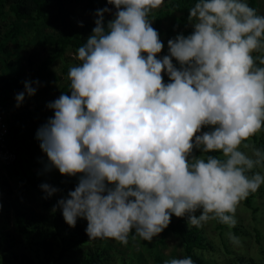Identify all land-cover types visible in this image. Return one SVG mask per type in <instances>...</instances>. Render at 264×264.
I'll return each mask as SVG.
<instances>
[{
  "label": "clouds",
  "instance_id": "9594fccd",
  "mask_svg": "<svg viewBox=\"0 0 264 264\" xmlns=\"http://www.w3.org/2000/svg\"><path fill=\"white\" fill-rule=\"evenodd\" d=\"M163 3L108 0L116 12L106 25L112 9L96 10L80 63L68 72L70 95L46 105L54 115L36 132L44 171L81 174L52 212L61 209L71 227L86 219L90 239L152 241L173 214L197 227L213 219L234 227L238 205L264 185V172L252 171L264 167V148L245 143L264 128V14L247 0H197L193 32L169 39V54L157 58L164 44L148 17ZM23 85L16 107L41 82ZM206 125L213 127L201 133ZM194 147L221 155L193 156ZM40 188L45 198L61 191Z\"/></svg>",
  "mask_w": 264,
  "mask_h": 264
},
{
  "label": "trees",
  "instance_id": "16d2710c",
  "mask_svg": "<svg viewBox=\"0 0 264 264\" xmlns=\"http://www.w3.org/2000/svg\"><path fill=\"white\" fill-rule=\"evenodd\" d=\"M197 0H168L153 16L152 27L157 30L159 37L183 28L185 36L193 32L187 24L189 10ZM105 0H0V61H6L15 46H20L19 40H26L22 23L28 22L33 26L49 25L57 29L55 34H45L38 44L48 49V54L37 59L36 54H28L25 58L28 68V80H39L34 96L26 97L21 106L16 107L15 94L24 90L23 77L12 75L9 71L1 72L0 67V113L4 114L7 125L6 145L15 154L10 165L0 163V264H112L113 254L109 247L99 245L90 239L83 223L77 221L75 227L69 226L56 205L46 197L40 188L42 183H49L59 188L67 195L78 183V177L61 174L57 170L56 177H49L41 169V162L47 161L46 154L40 148V141L36 139L37 129L49 117L54 115L47 104L62 94L70 95V66L67 53L75 56L77 50L86 43L95 27V12L105 7ZM248 4L257 9L255 0H248ZM177 14V16H175ZM105 16V25L109 21ZM8 17L9 22H5ZM82 19V25L79 19ZM165 18L172 22L168 31L162 29ZM255 56L256 53H253ZM62 61V81L52 71L55 62ZM39 63L38 68L33 65ZM177 68L179 62L173 57ZM164 77V76H163ZM164 82L169 78L164 77ZM10 98V99H9ZM39 98L40 101L36 99ZM213 126H203L204 132ZM250 139L256 141L257 135ZM264 148V147H263ZM194 156L221 155L217 152L202 153L201 149L193 148ZM254 172V170H252ZM32 193L42 207L36 212L28 202ZM253 196L250 194L243 200L246 208L255 212ZM225 224L216 220V228L222 230ZM175 236L182 248V257H191L195 264H207L197 253L211 247L202 229L188 224L187 217L171 216L169 226L159 233V243H163L168 236ZM26 252L21 253L20 249ZM160 264L161 259L155 258ZM118 264H132L130 260L120 259ZM230 264H263L252 259L238 257Z\"/></svg>",
  "mask_w": 264,
  "mask_h": 264
},
{
  "label": "rangeland",
  "instance_id": "374dc122",
  "mask_svg": "<svg viewBox=\"0 0 264 264\" xmlns=\"http://www.w3.org/2000/svg\"><path fill=\"white\" fill-rule=\"evenodd\" d=\"M167 1L168 0H164V3L159 8L153 9L149 13L148 18L151 24H153L154 13L161 9ZM255 2L258 14H264V0H255ZM105 3V6L112 9L111 13H106V17L108 20H112L115 18L114 14L116 12V8L114 5L108 4V0H105ZM175 16H177V14H175ZM7 18L8 17L5 18L6 23L9 22V19ZM79 21L82 22L83 20L80 18ZM171 22V18H165L162 22V29L164 31H168ZM187 27L193 28V23L187 24ZM22 29L25 33L26 40L24 41L20 39V46H15L8 58H6V65H8L7 70L4 63L1 61L0 67H2L1 72L5 73L6 71H9L12 75L17 74L23 77L24 80H28V68L26 67L25 60L26 56L28 54L35 53L38 60L47 56L48 49L42 45H39L38 41L45 34H55L57 29L44 24L33 26L28 22L22 23ZM182 30L184 29L180 28L171 32L170 34H165L162 38H160L164 44V47L162 48L161 52L157 54V58H161L164 55L169 54L167 41L169 39H174L182 32ZM259 54L260 53H256V55ZM143 55L146 56L147 54L143 53ZM66 56L69 66L72 67L75 65V56L71 53H67ZM62 65V61H57L51 68L54 74L61 81L63 79L61 73ZM38 66L39 63H36L33 65V68H38ZM162 76L169 78L166 72H162ZM52 97L57 99V93H53ZM36 100L40 101L39 98ZM202 132H204L203 126L201 128V133ZM245 143L258 148H263L264 139L262 133L257 135L256 141L249 138V140L245 141ZM241 147L244 151H249V149L243 148V145ZM46 163L47 161L41 162V169L43 172L49 177H56L58 169L53 168L51 171H44ZM253 170L254 172H264V167L255 168ZM31 196L32 197L28 202V205L31 206L36 212L42 211V207L40 206V203L37 199V195L32 193ZM62 196L66 195L58 191L51 197H48V199L56 204ZM252 196L253 206L256 208V211L251 212V210L244 206L243 201H241L235 214L237 224L234 227L224 225L222 230H218L216 228V219L210 220L203 227H200L204 236L210 242L211 247L206 251H198L197 253L206 261L207 264H230L231 261L237 259L238 257L252 259L258 263L264 264V185H262L257 192L252 193ZM201 211L202 210L198 209L195 214L198 216ZM185 217H187V214ZM77 221L87 226L88 222L86 219L78 218ZM132 231L134 233L135 230L133 229ZM229 232L234 233L240 238L239 244H234L229 240L227 236V233ZM94 241L99 245H105L110 248L113 254L112 264H118L120 259L130 260L132 264H159L155 259L156 257L161 259L160 264H164L165 260L171 258H182V248L179 244V241L175 236L172 235L168 236L163 243L158 242L159 234L155 236L152 241H144L139 237L133 239L130 234L129 242L126 245L112 238H95ZM19 251L21 253L26 252V250L23 248Z\"/></svg>",
  "mask_w": 264,
  "mask_h": 264
},
{
  "label": "built area",
  "instance_id": "2783aa9c",
  "mask_svg": "<svg viewBox=\"0 0 264 264\" xmlns=\"http://www.w3.org/2000/svg\"><path fill=\"white\" fill-rule=\"evenodd\" d=\"M7 125L4 114L0 113V163L10 165L14 159L15 154L6 145Z\"/></svg>",
  "mask_w": 264,
  "mask_h": 264
}]
</instances>
